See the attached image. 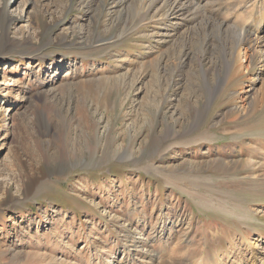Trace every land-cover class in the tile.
Instances as JSON below:
<instances>
[{
  "label": "rangeland",
  "instance_id": "obj_1",
  "mask_svg": "<svg viewBox=\"0 0 264 264\" xmlns=\"http://www.w3.org/2000/svg\"><path fill=\"white\" fill-rule=\"evenodd\" d=\"M1 113L0 264H264V0H0Z\"/></svg>",
  "mask_w": 264,
  "mask_h": 264
},
{
  "label": "bare ground",
  "instance_id": "obj_2",
  "mask_svg": "<svg viewBox=\"0 0 264 264\" xmlns=\"http://www.w3.org/2000/svg\"><path fill=\"white\" fill-rule=\"evenodd\" d=\"M161 1V0H160ZM189 1V0H188ZM175 3H177V2H175ZM185 3V2H184ZM184 3H182V7H183V9L180 7V6H178V8H174L173 10H172V12H171V15H175V14H178V12H181V14L182 15H184V14H191V15H193V19H195L196 20V16H194V14L193 13H195L196 12V10L197 9H199L198 7H199V4H193V2L191 3H189V5H183ZM206 3V2H205ZM188 4V3H187ZM166 5V4H165ZM193 5V6H192ZM208 6V5H207ZM151 7V6H150ZM212 10V9H211ZM202 11V10H201ZM164 13V12H163ZM160 14V13H159ZM167 16V15H166ZM171 17V16H170ZM198 19V18H197ZM203 19H204V25H205V27H204V29H202L203 31L205 30V29H208V31L207 32H209V29H210V26L211 25H213V22H214V20H212L211 18L209 19L207 16H204L203 17ZM193 21V20H192ZM191 23V22H190ZM225 24V23H224ZM223 23H221V22H219V29L218 30H221V33L222 32H225L226 30H228V29H226L227 28V26H225ZM166 26V25H165ZM167 27V26H166ZM166 27H164V28H166ZM173 27V26H172ZM198 27V26H197ZM213 27V26H212ZM168 29V30H167ZM213 29V28H212ZM231 29V28H230ZM249 29V28H248ZM247 29V30H248ZM164 31H169V28H166V29H164ZM214 31H215V29H214ZM237 31V30H236ZM216 32V31H215ZM233 32V31H232ZM235 32V31H234ZM257 32V31H256ZM213 33V32H212ZM236 33V32H235ZM167 34V33H166ZM256 34V33H255ZM222 36V35H221ZM245 36L247 37V40H245ZM258 38H257V36H255L254 34H252V31L250 32V33H246L245 31L243 32V31H241V33H239L238 34V36H237V39H236V41L233 43L232 41L230 42V45H231V48H232V50H231V52H230V55H232V53H233V49H235V48H239L240 46H241V44L242 43H246V41L248 42V45L249 44H252L253 45V47H257V46H259V44H257V40ZM229 45V46H230ZM251 46V45H250ZM225 48H227L226 50H228L229 49V51H230V48L227 46H224ZM247 47V46H246ZM249 49H252L251 47L249 48ZM225 50V51H226ZM236 50V49H235ZM234 50V51H235ZM226 54V53H225ZM224 53H221V58H224V59H226V55H225ZM181 63H182V69H184L185 67H187L188 65H189V61H190V57H189V54H187L186 52H183L182 53V56H181ZM176 111L175 110H173V112H171V116H174V113H175ZM7 120L6 119V116H3L2 115V113L0 114V120Z\"/></svg>",
  "mask_w": 264,
  "mask_h": 264
}]
</instances>
